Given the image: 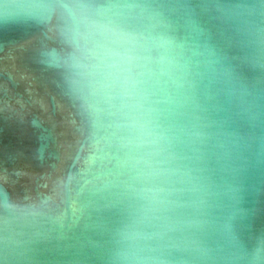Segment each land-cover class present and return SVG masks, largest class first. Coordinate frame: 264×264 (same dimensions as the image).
<instances>
[{
    "label": "clouds",
    "instance_id": "clouds-1",
    "mask_svg": "<svg viewBox=\"0 0 264 264\" xmlns=\"http://www.w3.org/2000/svg\"><path fill=\"white\" fill-rule=\"evenodd\" d=\"M190 7L0 0V29L38 31L37 63L90 129L80 194L122 216L107 264H264L261 213L246 207L259 189L241 178L250 156L264 163V0L199 5L215 30L170 18ZM230 121L245 130H213ZM64 219L53 198L0 191V264H36V246Z\"/></svg>",
    "mask_w": 264,
    "mask_h": 264
},
{
    "label": "water",
    "instance_id": "water-1",
    "mask_svg": "<svg viewBox=\"0 0 264 264\" xmlns=\"http://www.w3.org/2000/svg\"><path fill=\"white\" fill-rule=\"evenodd\" d=\"M155 2L191 5L179 13H169L178 26L191 16L214 30L222 27L214 12L198 7L209 0ZM37 35L36 29H0V173L8 178L7 183L0 184V191L12 198L29 194L53 198L57 210L64 213L63 225H55L51 238L36 246V264H107L109 230L122 216L107 206L106 198L80 194L86 178L81 168L89 150L90 129L68 102L60 78L37 63ZM209 115L213 120L224 119V113L213 111L211 106ZM245 128L239 121H230L213 130ZM250 160L241 178L259 189V193L248 196L246 204L261 213L256 220L259 227L264 225V163L256 164L254 155ZM72 176L79 183H67ZM62 180L64 186L58 188Z\"/></svg>",
    "mask_w": 264,
    "mask_h": 264
}]
</instances>
